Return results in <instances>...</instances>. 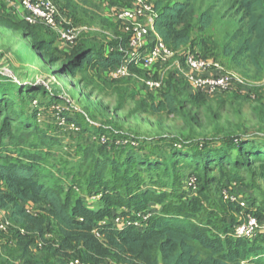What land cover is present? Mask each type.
I'll use <instances>...</instances> for the list:
<instances>
[{
	"label": "rangeland",
	"instance_id": "374dc122",
	"mask_svg": "<svg viewBox=\"0 0 264 264\" xmlns=\"http://www.w3.org/2000/svg\"><path fill=\"white\" fill-rule=\"evenodd\" d=\"M55 1L65 19L80 29H88V33L81 34L75 44H65L68 47L66 50L58 49L57 55L61 58L55 65L48 62L47 54L36 50V40L26 38L24 34L28 31L37 34L39 40H57L54 32L44 27L31 28L19 15L12 17L13 12L7 10L4 18L10 22L0 21V75L41 89L40 94L36 95V102L44 101L39 106L38 125L47 137L54 139L42 138V134H33V129L27 130L19 123L12 122L11 135L3 142L4 154L0 151L3 154L1 157L19 165L29 164L27 160L32 161L30 165L48 186L56 183L70 188L76 181L79 188L71 190L74 198L81 196L90 201L96 197L84 188L88 183L86 179L91 164L86 163L79 148L92 145L93 142L84 138L83 134L78 135L61 126L58 116L52 110L53 106L66 110L83 129L89 125L94 133L137 139L145 147L148 157L159 160L169 157L175 143L191 147L202 142H215L216 147H221L218 139L228 135L244 139L250 137L258 144L264 141V59L260 60V66L257 67L250 53L240 51L249 38L241 0H168V3L183 2L190 6L186 29L191 43L189 47L179 51L174 60L161 67L163 70L158 65L154 67V78H158L159 72L164 73L162 78L165 89L157 94L143 87L144 75L139 72L138 78L132 79L113 78L94 65L87 66L76 79H70L61 72L62 65L77 49L90 46L104 55V43L110 42L108 39L112 38L111 35H115L116 39L110 46L120 42L122 35L115 32L120 28L116 13L131 5L133 0ZM147 1L155 5L160 0ZM206 12L211 14L212 24L203 28L201 18ZM97 39L103 43L102 47H96ZM186 53L212 60L229 71L241 74L255 89L250 95L235 97L236 94L213 97L192 94L185 82L177 77L174 65L176 62L183 63ZM1 83L0 85L5 84ZM169 90L180 103L181 110L177 114L159 108ZM46 91L55 94L56 99L47 95ZM26 102L25 108L28 110L32 102L26 100L24 103ZM1 123L2 120L0 127ZM183 163L180 162L176 174L186 185L188 179L185 175L195 173ZM248 168L249 170L239 169L236 172L239 180L233 178L234 170L230 166L215 169L207 179L204 174L196 173L199 182L194 176L195 185L189 187L187 192L178 189L181 186L179 183L176 192L178 197L171 202L185 207L184 212L196 219L201 226H208L210 234L230 232L234 228L230 227V223L236 225L237 221L242 222L248 216L256 215L264 220V166L253 164ZM142 176L145 180L142 188L157 191L158 184L153 186L152 182L161 178L162 172L143 173ZM169 179L164 181L171 183L172 180ZM225 193L234 197V201H226ZM159 208V205L152 204L149 212L157 213ZM29 211L33 214L34 221L23 226L11 221L12 226L5 233L7 237H18L25 243L32 241L36 255H44L41 259L48 256L46 250L50 248L54 253L53 258L49 259L50 264H71L74 260L89 264L82 261L81 249L75 245L67 252L60 250L57 226L46 208L31 206ZM252 246L264 248V242ZM25 262L27 261L23 260L24 264ZM112 262L124 263L108 258L103 264ZM124 264L140 263L131 261Z\"/></svg>",
	"mask_w": 264,
	"mask_h": 264
},
{
	"label": "trees",
	"instance_id": "16d2710c",
	"mask_svg": "<svg viewBox=\"0 0 264 264\" xmlns=\"http://www.w3.org/2000/svg\"><path fill=\"white\" fill-rule=\"evenodd\" d=\"M154 6L158 14L154 30L166 45L176 52L189 47L191 37L186 25L190 18V6L183 2L168 3V0H160ZM241 7L247 20L249 38L240 51L250 53L253 63L259 67L260 60L264 59V0H241ZM0 21L10 22L1 16ZM201 24L203 28L210 27L212 17L209 12L202 15ZM24 34L26 38L36 40V50L47 54L52 65L60 60L56 40H39L37 34L28 31ZM124 37V43H127L128 37L125 34ZM124 55L122 51H112L105 56L94 47H81L62 65L61 72L70 79H76L87 66L94 65L110 74L122 64ZM131 69L143 74L133 65ZM1 82L5 84L0 85V151L3 153V142L11 135L12 122L27 130L33 129L32 133L42 134V138L54 140L47 137L38 125L39 106L44 101L36 102V95L41 89L4 75H0ZM185 86L192 94L202 95L193 92L186 82ZM164 89L165 84L160 91L150 92L157 94ZM46 94L56 99L55 94L47 91ZM240 95L236 93L234 97ZM26 100L32 102L28 110L25 108ZM159 108L172 114L181 110L171 90L165 93ZM61 115L79 127L78 135L83 134L84 138L93 142L87 147L80 146L79 152L83 153L86 163L91 164L84 189L98 199L74 198L71 190L78 186L76 181L70 188L56 183L48 186L30 165L32 161L19 165L1 157L4 153H0V209L8 212L10 220L16 225L23 226L34 221L29 207L43 206L57 226L60 250L67 252L75 245L81 249L82 261L89 264H103L108 258L140 264H264V248L252 246L264 242V234L252 239L234 236V229L240 221L236 225L230 223V227H234L230 232L210 234L208 226H201L184 212L185 207L171 202L178 197V189L188 191L184 181L176 174L180 162L193 169L195 174H204L205 179L215 169L230 166L234 170L233 178L239 180L236 173L239 169L249 170L248 167L253 164L264 166V141L258 144L250 137L244 139L228 135L218 139L221 147H216L215 142H202L191 147L175 143L169 157L159 160L148 157L145 147L133 137L94 133L89 125L83 129L66 110H61ZM151 172H162V177L152 182L153 186L158 184L157 191L142 188L145 183L142 174ZM195 174L185 175V178L195 176L198 181ZM167 178L172 180L171 183L164 181ZM152 204L159 205L157 213L152 212L147 221L137 217L140 213H149ZM253 216L264 223L263 218ZM118 217L124 221H141L142 226L115 224ZM17 239L19 247L23 248L21 259L27 261L25 264H50L49 259L54 254L50 248L46 250L48 256L45 259L34 260L29 255L33 242L25 243Z\"/></svg>",
	"mask_w": 264,
	"mask_h": 264
},
{
	"label": "built area",
	"instance_id": "2783aa9c",
	"mask_svg": "<svg viewBox=\"0 0 264 264\" xmlns=\"http://www.w3.org/2000/svg\"><path fill=\"white\" fill-rule=\"evenodd\" d=\"M17 3L22 10V19L27 25L51 30L62 43L73 45L81 34L88 31L87 28L80 29L67 19L61 18V12L55 0H17ZM116 14L122 24L124 34L128 37V42L126 48L121 50L125 54L124 61L110 71L109 75L116 79L138 78L137 73L131 69L133 65L143 71L142 82L146 89L153 92L160 91L164 86L163 78H154L151 73L155 66L169 64L178 52L168 47L155 32L154 22L158 14L154 4L147 0H133L131 5L119 9ZM145 47L148 50L144 55L142 52ZM174 65L178 76L188 84L193 92L207 97L236 93L250 95L255 89V86L241 74L229 71L212 60L197 57L192 53L184 55L183 63L176 62ZM52 108L61 126L73 132H79L80 129L76 124L68 122L66 117L61 115L63 109L57 106ZM102 140L105 142L104 137ZM195 180L194 177L189 178L186 183L187 188L194 186ZM224 198L226 201H234V197H229L227 193ZM151 215L150 212L140 213L137 217L147 221ZM11 224L7 212L0 209V233H7ZM115 224L137 228L142 226L141 221H124L121 217L115 219ZM260 234H264V223L255 216H248L234 229V236L240 238L252 239ZM71 264L82 263L74 260ZM110 264L124 263L112 262Z\"/></svg>",
	"mask_w": 264,
	"mask_h": 264
},
{
	"label": "crops",
	"instance_id": "0c3cea01",
	"mask_svg": "<svg viewBox=\"0 0 264 264\" xmlns=\"http://www.w3.org/2000/svg\"><path fill=\"white\" fill-rule=\"evenodd\" d=\"M109 1V0H104ZM2 7V8H1ZM107 7H109V3H107ZM5 10L9 12H13L12 17L19 15L22 18V10L20 9L17 0H4V3H2V0H0V16L5 17ZM61 18L65 19L63 14L61 13ZM116 34H121L122 37L120 42H116L112 45V41L116 39L115 35H111L112 38H109L110 42H106V46L104 47L105 50V56H107L112 51H121L123 48H126L127 43H124V32L122 28V24L120 23V28L118 30H115ZM88 31L86 32V34ZM103 43H101L98 39L95 42V45L97 48L102 47ZM55 46L60 50H66L68 48L65 43H62L58 38L55 42ZM148 48H144V51L142 54L147 53ZM164 67L162 65H158V68ZM162 69V68H161ZM163 70V69H162ZM152 76H154L153 73H151ZM158 78L163 77L162 71L158 73ZM36 249L32 245L29 249V255L34 259H41L44 258V255L38 254L36 255ZM23 253V248L19 247L18 245V239H16L14 236L7 237V235H0V264H24L23 260L21 259V255Z\"/></svg>",
	"mask_w": 264,
	"mask_h": 264
}]
</instances>
